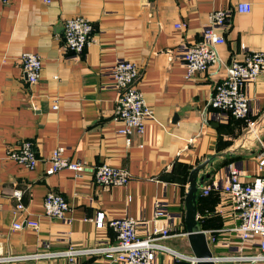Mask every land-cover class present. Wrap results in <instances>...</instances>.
Segmentation results:
<instances>
[{
  "label": "crops",
  "instance_id": "crops-1",
  "mask_svg": "<svg viewBox=\"0 0 264 264\" xmlns=\"http://www.w3.org/2000/svg\"><path fill=\"white\" fill-rule=\"evenodd\" d=\"M239 2H248L250 10L236 11ZM219 8L231 11L227 26L217 28L224 37L217 47L222 63L186 78L180 59L182 47L201 39L210 14ZM73 16L87 18L94 28V40L80 54H71L63 44L64 20ZM249 51L264 52V0L0 2V264H65L64 255L12 257L115 242L110 228L96 227L93 218L98 211L106 218L129 215L136 219L137 235L144 238L167 225V218L153 215L156 201L172 214L174 232L186 233L188 176L185 182L171 178L183 164L191 167L190 172L210 159L197 173L198 190L211 176L226 175L224 160L243 169L245 179L255 176L256 157L264 149V72L244 87L252 118L257 119L254 134L258 132L261 144L252 133L239 138L244 121L218 122L213 118L215 110L208 105L215 85L226 74L225 64L231 59L242 60ZM23 52L37 53L42 59L35 84H29L23 74ZM121 58L137 64L136 87L153 112L144 132L128 137L116 132L121 127L113 119L118 93L106 72ZM212 122L219 124L218 128ZM21 140L33 142L39 158L33 169L6 156L7 148ZM56 146L64 147L70 159L85 162L84 171L77 175L64 168L47 175L46 160ZM104 162L127 170L129 181L98 184L92 170ZM206 173L209 176H204ZM48 191L65 198L69 208L63 218L44 215ZM18 204L22 208L17 209ZM212 208L198 210V229L224 230L215 233L216 239L227 238L230 247L212 244L213 255L235 252V238L229 229L237 221L232 214L215 213V204ZM23 220L37 221L38 228L12 227L13 222ZM161 242L191 255L185 235ZM168 258L158 255V261L165 264ZM91 262L120 264L102 254L76 257V264Z\"/></svg>",
  "mask_w": 264,
  "mask_h": 264
},
{
  "label": "built area",
  "instance_id": "built-area-1",
  "mask_svg": "<svg viewBox=\"0 0 264 264\" xmlns=\"http://www.w3.org/2000/svg\"><path fill=\"white\" fill-rule=\"evenodd\" d=\"M11 0H0L9 3ZM48 2V0H45ZM251 6L248 2H239L235 6L238 12H248ZM231 11L225 8L214 10L210 14V22L201 30V39L191 45H184L180 59L184 69V76L190 78L196 72H205L211 66L222 63L217 47L224 43V37L217 28H225L230 20ZM176 28L180 24H176ZM94 40V28L90 20L82 16H73L64 20L63 44L66 51L71 54H80L86 46ZM23 74L29 84L38 82L42 59L34 52H23L20 56ZM226 74L217 82L208 105L215 110L213 118L221 123L230 119L244 121L245 126L252 132L254 138L260 143V138L254 131L257 129L252 118L253 112L249 97L244 91L245 85L255 80L264 72V52L249 51L242 60L231 59L225 64ZM113 87L117 90V99L113 112V119L121 124L116 132L128 137L133 133L142 134L145 122L153 117L152 109L146 104L142 93L136 87L139 77V68L131 60L121 58L115 60L106 68ZM53 108L57 104L52 105ZM260 121V120H259ZM244 126V127H245ZM6 156L18 164L33 169L39 162L33 142L21 140L6 150ZM48 165L45 173L53 174L67 168L79 175L85 169V162L72 160L64 154V147L56 146L46 160ZM93 177L102 186L123 185L129 181L127 170L112 166L106 162L93 167ZM237 164H227L226 175L211 176L199 188V193L208 195L216 192L217 202L215 213L232 214L237 221L229 230L233 232L235 252L225 255H213L216 264L219 261L250 262L264 264V149L256 157V175L245 179ZM19 196V192H14ZM154 217L164 216L167 225L158 230L148 232L147 236L140 238L137 235L138 221L129 215L106 218L103 212L98 211L93 220L97 228L107 226L115 234V242L92 248H68L60 252H41L31 255H21L12 258L60 256L67 258L65 264H76V257L81 254H102L106 260L120 264H165L158 261V255L169 256L166 264H195L192 255H184L166 246L161 240L185 235L174 232L172 214L164 207L162 202L156 201ZM17 209L22 208L18 204ZM69 206L65 198L56 192L48 191L43 200L44 215L49 218H63ZM199 217V214L197 215ZM28 227L36 230L38 222L34 220L15 221L14 229ZM207 238L209 247L212 244L230 247L227 238L217 240L215 233H224L223 229L202 230ZM211 249V248H210ZM212 252V251H211ZM89 264H97L91 262Z\"/></svg>",
  "mask_w": 264,
  "mask_h": 264
},
{
  "label": "water",
  "instance_id": "water-1",
  "mask_svg": "<svg viewBox=\"0 0 264 264\" xmlns=\"http://www.w3.org/2000/svg\"><path fill=\"white\" fill-rule=\"evenodd\" d=\"M209 160V158H206L202 163L190 170L188 175V188L184 197L186 238L191 255L196 259L195 264H216L208 245L206 235L202 230L198 229L197 226V173L199 170L204 169L205 165L209 163ZM204 176H209V173H206ZM204 176H201L199 179L203 180Z\"/></svg>",
  "mask_w": 264,
  "mask_h": 264
},
{
  "label": "trees",
  "instance_id": "trees-1",
  "mask_svg": "<svg viewBox=\"0 0 264 264\" xmlns=\"http://www.w3.org/2000/svg\"><path fill=\"white\" fill-rule=\"evenodd\" d=\"M231 120H228V122ZM227 122V123H228ZM214 124V126L216 128H218L219 124L217 125L215 122H212ZM227 160H224L222 162L223 164H228ZM174 168V167H173ZM191 167L187 164H183L182 167L180 168V172L178 175H176V173L174 174V176L171 175V178L175 179L177 178L178 180H180V182H185L187 180V176L189 174V169ZM173 170V169H172ZM215 170L211 171V174H214ZM209 197L210 200H209ZM218 198H217V194L214 191H211L208 195H202L201 193H199V191H197V198H196V203H197V210L201 211L202 209H208V210H212L214 204L217 202ZM210 204V205H209Z\"/></svg>",
  "mask_w": 264,
  "mask_h": 264
},
{
  "label": "rangeland",
  "instance_id": "rangeland-1",
  "mask_svg": "<svg viewBox=\"0 0 264 264\" xmlns=\"http://www.w3.org/2000/svg\"><path fill=\"white\" fill-rule=\"evenodd\" d=\"M261 121V120H260ZM259 121V122H260ZM252 132H249V128L247 126H245L242 130H240V133H239V138H243V136H246L247 134H251ZM254 138V137H253ZM258 142V141H257ZM258 143L255 144V146H258L257 145ZM254 148V146H252ZM214 250V249H213ZM218 264H229L228 261H219Z\"/></svg>",
  "mask_w": 264,
  "mask_h": 264
}]
</instances>
